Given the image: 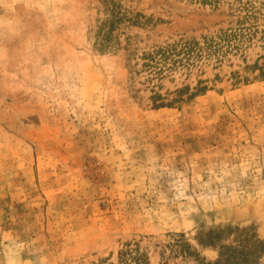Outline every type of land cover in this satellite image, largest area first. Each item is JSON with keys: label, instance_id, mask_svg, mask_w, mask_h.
<instances>
[{"label": "rangeland", "instance_id": "rangeland-1", "mask_svg": "<svg viewBox=\"0 0 264 264\" xmlns=\"http://www.w3.org/2000/svg\"><path fill=\"white\" fill-rule=\"evenodd\" d=\"M233 4L0 0V264H213L212 230L264 240L261 33L222 64L142 68L234 27Z\"/></svg>", "mask_w": 264, "mask_h": 264}, {"label": "trees", "instance_id": "trees-1", "mask_svg": "<svg viewBox=\"0 0 264 264\" xmlns=\"http://www.w3.org/2000/svg\"><path fill=\"white\" fill-rule=\"evenodd\" d=\"M203 4H210L216 8L223 0H191ZM236 25L225 30H220L216 36H203L198 38H181L163 46H157L152 51L144 52L142 68L149 72L152 79L161 80L165 74L180 68L192 69L202 61L215 60L222 64L230 53L242 52L248 42H252L259 33L264 39V29L258 24L264 18V0H232ZM260 71V77L264 78V63L254 65ZM206 87H199L197 94L205 91ZM189 87L178 89L176 96L167 101L161 95L156 94L154 100L157 108L171 107L183 103L194 94L186 95ZM226 230H212L208 238H199L198 242L204 246L219 248V259L213 264H261L264 253V240L255 236L248 237L240 233L232 243L223 242L228 236ZM185 245V244H184ZM183 245V246H184ZM187 246V245H185ZM190 251V246L186 248ZM134 259L135 264H147L140 256L134 255L130 250L124 253ZM126 264H130L126 260ZM211 264V263H209Z\"/></svg>", "mask_w": 264, "mask_h": 264}]
</instances>
